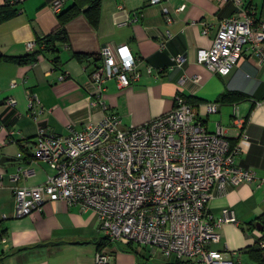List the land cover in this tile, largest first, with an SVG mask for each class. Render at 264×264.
<instances>
[{"label": "crops", "instance_id": "0c3cea01", "mask_svg": "<svg viewBox=\"0 0 264 264\" xmlns=\"http://www.w3.org/2000/svg\"><path fill=\"white\" fill-rule=\"evenodd\" d=\"M63 1L61 12L74 3ZM149 1L102 0L98 25L78 15L65 26L68 42L57 43L55 52L37 43L59 26L53 1L26 0L20 6L22 13L0 21L2 54H37L30 64L0 62V234L5 232L0 240V264H95L98 245L105 238L95 212L78 204L48 201L41 212L18 218L13 190L42 185L54 174L46 162L33 156L40 127L65 135L69 126L81 130L91 120L102 119L101 108L92 106L90 77L101 66L100 53L105 46H128L141 73L127 88H120L115 79L106 83L108 111L121 117L124 126L143 125L170 112L176 96H183L192 101L209 132H216L218 125L226 129L230 143L239 147L236 164L264 178V67L248 51L225 77L196 63L198 50L212 46L221 22L236 15L238 9L231 1L163 0L161 5ZM240 1L255 12L257 20H264V0ZM183 5L185 10L173 14L174 23L168 26L162 8L174 12ZM167 31L171 39L162 47ZM29 43H35L32 50L27 48ZM180 55L185 62L177 67L173 59ZM149 67L153 74L147 72ZM226 93L247 98L218 103V112L207 114L206 105ZM31 94L40 100L35 113L29 108ZM10 98L16 100L15 106L4 105ZM235 118L244 121L247 137L234 125ZM25 170H31V175L26 176ZM14 175L20 176L16 183L11 180ZM224 209L240 224L223 225L218 230L220 241L210 248L236 264H253L246 250L264 237L258 227L264 217V184L242 183L225 192L215 189L209 213L217 219ZM102 249L110 254L113 264H150L147 251L138 256L112 244Z\"/></svg>", "mask_w": 264, "mask_h": 264}, {"label": "built area", "instance_id": "2783aa9c", "mask_svg": "<svg viewBox=\"0 0 264 264\" xmlns=\"http://www.w3.org/2000/svg\"><path fill=\"white\" fill-rule=\"evenodd\" d=\"M26 0H0V5L18 8ZM233 2L238 12L224 19L212 46L200 49L196 63L214 74L227 76L246 51L264 67V20H257L255 12L240 0ZM63 0H54L51 7L59 14ZM163 0H150L161 5ZM174 12L162 8L165 23H174ZM203 34H208L204 27ZM171 39L166 33L164 44ZM35 43L28 44L32 50ZM101 66L90 77L92 106L100 107L103 117L91 120L81 130L69 126L68 134L39 128L34 141L33 156L46 162L54 171L47 181L34 187H14L15 216L28 217L41 212L46 202L78 204L92 210L100 219V230L110 244L117 248L134 244L146 248L151 257L160 254L167 260L187 264H236L224 258L220 251L210 248L220 241L218 230L225 224L239 225L229 209L217 219L209 213L213 191L225 192L228 187L242 183L264 184L252 169L236 164L238 146H232L226 129L217 126L208 131L196 108L183 96H176L174 108L143 125L126 127L121 117L109 113L104 99L106 83L117 80L120 88L130 87L141 78L128 46H105ZM177 67L185 62L180 55L173 59ZM147 72L153 74V69ZM15 86V82L12 84ZM29 108L40 103L36 94L28 97ZM5 106H15L10 98ZM207 114L218 112V103L206 105ZM36 121L37 116L34 114ZM244 121L235 118L234 125L247 137ZM21 156V154H20ZM31 170H25L26 176ZM20 176L11 177L18 182ZM259 246L264 249V241ZM95 264H113L110 254L97 251Z\"/></svg>", "mask_w": 264, "mask_h": 264}, {"label": "trees", "instance_id": "16d2710c", "mask_svg": "<svg viewBox=\"0 0 264 264\" xmlns=\"http://www.w3.org/2000/svg\"><path fill=\"white\" fill-rule=\"evenodd\" d=\"M54 1V0H51ZM102 0H74V3L63 12L58 14L59 26L57 29L44 38H39L37 43L47 51H56L57 43H66L68 42V35L66 32V24L78 15L83 14L87 20L93 26H97L99 22L100 10H101ZM18 14V8L10 5H0V21H5L12 18L14 15ZM80 60L84 59V56L78 55ZM37 59V54H31L21 57H10L2 54L0 52V62H10L18 65L30 64ZM247 96L241 93H226L220 97L216 103H238L243 100H246ZM188 103H192L190 99H187ZM235 145L234 143L232 146ZM260 228H262V233L264 234V217L260 219ZM5 236V232L0 234V240ZM264 241V237L261 239ZM260 240V241H261ZM258 243L246 250V254L253 264H264V249L259 246ZM107 244H110L108 239L104 238L98 245V249H102ZM123 251H131L140 256V251H147L146 248H137L134 244L123 245L119 247ZM140 249V250H139ZM171 264H187L183 261H174Z\"/></svg>", "mask_w": 264, "mask_h": 264}, {"label": "rangeland", "instance_id": "374dc122", "mask_svg": "<svg viewBox=\"0 0 264 264\" xmlns=\"http://www.w3.org/2000/svg\"><path fill=\"white\" fill-rule=\"evenodd\" d=\"M135 246L140 249L144 248V247H140L139 245H135ZM146 253L148 257L147 259H149L148 263L150 264H167L169 262L165 257L161 256L160 254H156L155 256L151 257V254L149 253L148 250Z\"/></svg>", "mask_w": 264, "mask_h": 264}, {"label": "water", "instance_id": "95a60500", "mask_svg": "<svg viewBox=\"0 0 264 264\" xmlns=\"http://www.w3.org/2000/svg\"><path fill=\"white\" fill-rule=\"evenodd\" d=\"M3 160H5V159L3 158L2 161H3ZM258 227H259V225H258ZM259 229L262 230V228H260V227H259Z\"/></svg>", "mask_w": 264, "mask_h": 264}]
</instances>
